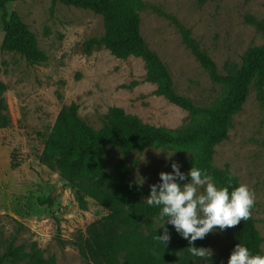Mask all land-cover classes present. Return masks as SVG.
<instances>
[{
  "label": "rangeland",
  "instance_id": "obj_1",
  "mask_svg": "<svg viewBox=\"0 0 264 264\" xmlns=\"http://www.w3.org/2000/svg\"><path fill=\"white\" fill-rule=\"evenodd\" d=\"M141 33L148 47L167 65L175 91L201 108L217 106L228 88L213 82L209 73L182 41L173 22L153 10V6L176 17L223 70L227 62H240L245 51L264 45V34L246 21L247 15L264 20V0H143ZM18 12L35 33L48 56L41 64L29 63L21 54L1 49L4 38L0 9V80L8 89L5 99L10 124L0 128V237L3 249L13 239L29 250L35 243L54 264H87L74 240L80 232L106 215L108 210L87 197L85 207L75 199L59 170L40 161L43 142L51 132L59 112L71 102L79 104L80 116L94 128L112 106L156 127L182 132L198 123V118L155 94L156 85L147 80L143 59H120L105 47L87 51L84 43L104 33L100 14L53 0H15L7 4ZM198 149L176 145L152 146L143 152L122 154L112 151L107 167L114 170L119 160L129 166L128 182H136L150 194V185L160 182L159 173L171 172L178 163L187 174ZM214 166L229 165L240 184L254 190L253 216L263 238L264 251V108L252 86L242 110L234 115L228 139L216 146ZM190 179V178H189ZM183 184L188 182L178 181ZM64 187L62 190L60 187ZM59 192L53 205L40 198ZM219 188V187H218ZM203 191V189H201ZM61 221V238L53 218ZM167 217L156 220L165 226ZM236 227L209 233L195 241L209 248L211 258H196L198 264L225 262Z\"/></svg>",
  "mask_w": 264,
  "mask_h": 264
},
{
  "label": "trees",
  "instance_id": "obj_2",
  "mask_svg": "<svg viewBox=\"0 0 264 264\" xmlns=\"http://www.w3.org/2000/svg\"><path fill=\"white\" fill-rule=\"evenodd\" d=\"M15 0H0L4 38L1 49L21 54L29 63L41 64L48 60L39 46L35 33L21 15L9 12L7 4ZM68 6L91 10L104 20V33L84 43L89 52L95 47H105L114 56L127 59L131 56L143 59L147 68V80L156 85L155 94L164 96L173 104L197 117L198 123L182 132H172L142 122L138 116L120 106H112L102 120L100 128L89 125L79 114V104L71 102L57 115L51 132L43 142L40 161L59 170L68 186L74 190L75 199L85 207L90 197L108 212L92 222L85 232L74 240L80 255L87 264H198L187 250L188 240L175 230L157 227L160 207L149 206L144 200L143 186L128 182L129 166L119 160L110 171L107 158L112 151L127 154L143 152L152 146L176 145L198 149L193 166L206 171L219 188L228 187L231 192L240 185L229 165L214 166L216 146L229 137L234 115L240 112L250 94L251 87L264 108V45L249 47L241 61L227 62L221 70L215 60L193 36L190 28L176 17L153 6V10L170 19L179 30L182 41L199 64L209 73L213 82L228 88L226 97L213 108L197 107L191 99L179 95L167 65L152 51L141 33L140 11L143 0H53ZM246 21L264 34V20L252 15ZM7 85L0 80V128L10 124L5 99ZM41 204L53 205L52 197L40 198ZM58 241L61 238V221L54 217ZM167 229L171 239L166 246L155 237ZM246 246L251 254L264 256L263 238L256 219L236 226V234L225 262L237 244ZM197 247V243L195 242ZM211 258V257H209ZM0 264H54L35 243L29 250L11 240L3 249L0 237Z\"/></svg>",
  "mask_w": 264,
  "mask_h": 264
},
{
  "label": "clouds",
  "instance_id": "obj_3",
  "mask_svg": "<svg viewBox=\"0 0 264 264\" xmlns=\"http://www.w3.org/2000/svg\"><path fill=\"white\" fill-rule=\"evenodd\" d=\"M180 167L173 162L171 172L159 173L160 182L150 185V194L144 201L149 206L160 207L159 218L167 217L165 223L171 224L182 238L188 240L187 250L193 257L206 259L213 255L212 250L196 247L195 241L217 229L224 231L251 219L255 192L246 184L229 192L228 187L218 188L206 171L192 166L185 174ZM185 180L188 182H178ZM155 239L166 246L171 236L165 228L163 235H157ZM227 264H264V256L251 254L239 243Z\"/></svg>",
  "mask_w": 264,
  "mask_h": 264
},
{
  "label": "water",
  "instance_id": "obj_4",
  "mask_svg": "<svg viewBox=\"0 0 264 264\" xmlns=\"http://www.w3.org/2000/svg\"><path fill=\"white\" fill-rule=\"evenodd\" d=\"M62 190L64 189V187H60ZM59 192V189L57 188L56 190H55V192L51 195V197L52 198H54L55 197V195L57 194Z\"/></svg>",
  "mask_w": 264,
  "mask_h": 264
}]
</instances>
